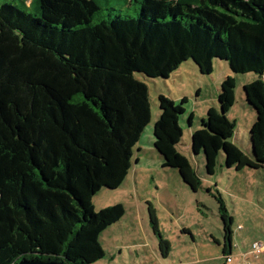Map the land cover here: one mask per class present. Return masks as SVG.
Here are the masks:
<instances>
[{
	"label": "trees",
	"instance_id": "obj_1",
	"mask_svg": "<svg viewBox=\"0 0 264 264\" xmlns=\"http://www.w3.org/2000/svg\"><path fill=\"white\" fill-rule=\"evenodd\" d=\"M128 2L140 4L137 17L96 21L97 0H0V264H95L105 257L101 236L126 211L116 204L97 213L94 197L125 184L152 117L148 86L137 74L169 79L189 60L202 75L213 73L215 61L234 74H256L243 87L256 113L251 155L235 143L228 118L236 103L231 76L221 84L219 109L209 108L190 146L192 159L204 154L208 178L224 168L264 170V0ZM186 103L159 95L153 152L162 170H177L197 193L204 181L179 151ZM210 186L223 224V242H214L229 261L234 218ZM148 211L167 258L171 243L151 203Z\"/></svg>",
	"mask_w": 264,
	"mask_h": 264
},
{
	"label": "rangeland",
	"instance_id": "obj_2",
	"mask_svg": "<svg viewBox=\"0 0 264 264\" xmlns=\"http://www.w3.org/2000/svg\"><path fill=\"white\" fill-rule=\"evenodd\" d=\"M97 2L102 11L96 21L118 15L135 18L140 9V4L130 5L128 0ZM227 76L236 81V103L228 115L236 124L235 143L251 155L250 130L256 121V113L248 106L243 87L257 80L256 74H234L227 62L215 61L213 73L202 75L196 64L189 60L169 79L136 75L148 86L152 114L141 137L143 148L154 150L151 144L160 115L159 95L177 104L185 98L187 103L183 106L185 114L181 120L184 136L179 151L192 161L204 183L202 189L194 193L184 184L177 170L160 172L152 163L154 153L143 155L142 159L150 169H135L120 189L104 188L94 197L97 213L116 204H123L126 211L120 222L102 234L101 247L105 257L95 264H264V170L254 173L246 169L236 173L224 168L222 174L218 170L215 176L208 178L204 154L199 158L191 157V136L201 127L209 108L219 109L218 94ZM191 116L194 125L188 129ZM219 163L224 166V157L219 158ZM209 186L214 193L219 190L223 195L229 215L234 218L230 261L223 258L222 247L214 242H223V224L216 201L206 191ZM148 203L157 213L162 238L171 243L167 258L162 256L160 237L151 227ZM183 229L189 230L191 235L183 233ZM253 244H257L258 249H254Z\"/></svg>",
	"mask_w": 264,
	"mask_h": 264
},
{
	"label": "crops",
	"instance_id": "obj_3",
	"mask_svg": "<svg viewBox=\"0 0 264 264\" xmlns=\"http://www.w3.org/2000/svg\"><path fill=\"white\" fill-rule=\"evenodd\" d=\"M182 122V126H183V121H181ZM192 126H193V124H192ZM184 128V127H183ZM188 129H189V127H188ZM153 143L154 142H152V146H153V148H154V145H153ZM139 148L141 149V152H138L137 154H136V156H137V159L139 160L138 162H136L135 163V165H134V167H133V169L131 170V172L133 171V170H135V169H139V168H145V169H150L149 168V166H148V164L146 163V161H144L143 159H142V156L143 155H149V152H150V155L152 156V154H151V152L152 153H154L153 152V150H151V151H149V150H146L145 148H143V146H142V144L140 143V145H139ZM152 158L155 160L154 162L152 161V163H154V165H156V166H154L155 168H158V171H160V170H162V165H163V162L161 161V159H160V157L156 154V153H154V155L152 156ZM263 171V170H262ZM161 172V171H160ZM261 172V171H260ZM254 173H258V172H254ZM129 177V176H128ZM128 179V178H127ZM127 181V180H126ZM218 188V187H217ZM234 243V242H233Z\"/></svg>",
	"mask_w": 264,
	"mask_h": 264
},
{
	"label": "water",
	"instance_id": "obj_4",
	"mask_svg": "<svg viewBox=\"0 0 264 264\" xmlns=\"http://www.w3.org/2000/svg\"><path fill=\"white\" fill-rule=\"evenodd\" d=\"M19 264H63L56 260L54 261H47V262H40V261H31V260H23Z\"/></svg>",
	"mask_w": 264,
	"mask_h": 264
},
{
	"label": "built area",
	"instance_id": "obj_5",
	"mask_svg": "<svg viewBox=\"0 0 264 264\" xmlns=\"http://www.w3.org/2000/svg\"><path fill=\"white\" fill-rule=\"evenodd\" d=\"M258 247H259V246H258L257 244H253V248H254V249H258ZM230 260H231V257L229 258V261H230Z\"/></svg>",
	"mask_w": 264,
	"mask_h": 264
}]
</instances>
